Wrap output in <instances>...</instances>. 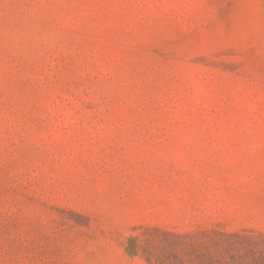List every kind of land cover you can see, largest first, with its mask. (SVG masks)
Instances as JSON below:
<instances>
[{"label": "rangeland", "instance_id": "rangeland-1", "mask_svg": "<svg viewBox=\"0 0 264 264\" xmlns=\"http://www.w3.org/2000/svg\"><path fill=\"white\" fill-rule=\"evenodd\" d=\"M0 264H264V0H0Z\"/></svg>", "mask_w": 264, "mask_h": 264}]
</instances>
